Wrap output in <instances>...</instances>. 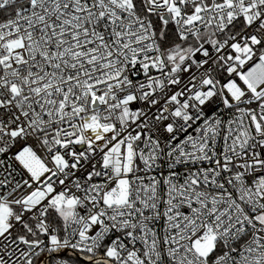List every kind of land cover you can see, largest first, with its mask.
I'll list each match as a JSON object with an SVG mask.
<instances>
[{"label": "snow or ice", "instance_id": "1", "mask_svg": "<svg viewBox=\"0 0 264 264\" xmlns=\"http://www.w3.org/2000/svg\"><path fill=\"white\" fill-rule=\"evenodd\" d=\"M0 264H264V0H0Z\"/></svg>", "mask_w": 264, "mask_h": 264}]
</instances>
